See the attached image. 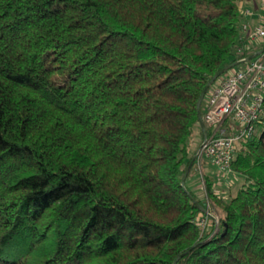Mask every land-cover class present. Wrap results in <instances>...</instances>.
I'll return each mask as SVG.
<instances>
[{"label":"trees","instance_id":"trees-1","mask_svg":"<svg viewBox=\"0 0 264 264\" xmlns=\"http://www.w3.org/2000/svg\"><path fill=\"white\" fill-rule=\"evenodd\" d=\"M240 4L0 0V264H264V119L236 194L182 184L203 89L264 47Z\"/></svg>","mask_w":264,"mask_h":264},{"label":"built area","instance_id":"built-area-1","mask_svg":"<svg viewBox=\"0 0 264 264\" xmlns=\"http://www.w3.org/2000/svg\"><path fill=\"white\" fill-rule=\"evenodd\" d=\"M243 13L251 15L249 9ZM243 30L251 43L264 40V24L245 23ZM201 110L204 131L195 157L228 174L240 143L250 139L256 123L264 119V47L242 56L217 77L205 93Z\"/></svg>","mask_w":264,"mask_h":264},{"label":"rangeland","instance_id":"rangeland-1","mask_svg":"<svg viewBox=\"0 0 264 264\" xmlns=\"http://www.w3.org/2000/svg\"><path fill=\"white\" fill-rule=\"evenodd\" d=\"M246 2V1H245ZM241 3L242 9H249L251 11V17L255 16H263L264 15V0H256L255 2H250V0L246 3ZM260 20H264V16ZM260 24H264V21ZM200 144V141L197 144ZM196 144V145H197ZM199 146V145H198ZM197 146V147H198ZM196 147V146H195ZM199 148V147H198ZM196 150V149H195ZM197 151V150H196ZM196 152L193 157L196 158ZM189 173V178L187 180V186L194 190V193L206 204V199L203 190L202 184V176L210 175L214 178V186L218 194L223 195L225 198L229 199L231 196L236 194V192L244 185V177L241 174L229 172L228 174H223L218 170L215 166L211 165L206 160L197 159L194 160V164L189 168L187 174ZM187 176V175H186ZM186 178V177H185ZM217 220L216 214L211 211V209L206 206L203 209V216L199 218V224L201 227L206 229V232L210 231L212 228L213 221Z\"/></svg>","mask_w":264,"mask_h":264},{"label":"water","instance_id":"water-1","mask_svg":"<svg viewBox=\"0 0 264 264\" xmlns=\"http://www.w3.org/2000/svg\"><path fill=\"white\" fill-rule=\"evenodd\" d=\"M229 67H231V66H229ZM229 67H227V68H225V69L219 71L217 74H215L214 77H213V78L209 81V83L205 86V88L203 89V91H202V93H201V95H200V97H199V100H198V103H197V108H198V112H199L200 126H201V129H202L203 131H204V123H203L202 118H201L200 107H201V103H202V101H203V98H204V96H205V93H206L208 87L210 86V84H211V83H212L217 77H219L222 73H224L226 70H228ZM191 164H192V161L190 162V164L188 165V167L186 168V170H185V172H184V174H183V176H182V184H183L184 181H185V177H186V175H187V172H188L189 168L191 167Z\"/></svg>","mask_w":264,"mask_h":264},{"label":"crops","instance_id":"crops-1","mask_svg":"<svg viewBox=\"0 0 264 264\" xmlns=\"http://www.w3.org/2000/svg\"><path fill=\"white\" fill-rule=\"evenodd\" d=\"M247 2V0H241V3L243 2ZM249 1V0H248ZM256 0H250V2H255ZM260 1V0H259ZM245 2V3H246ZM241 9H242V6H241ZM244 10H247V9H242V11H244ZM254 15L255 16H253V17H251V15H249L248 17H246L245 19H246V21H245V23L247 24V25H249V26H251V27H254V26H256V25H258V24H260L261 23V21L262 20H260V17L262 18L263 16H257L255 13H254ZM243 37H246V33H244V36Z\"/></svg>","mask_w":264,"mask_h":264}]
</instances>
